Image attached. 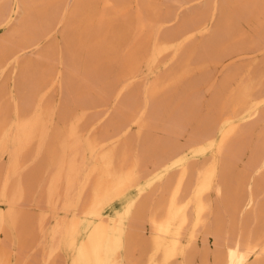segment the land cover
Returning a JSON list of instances; mask_svg holds the SVG:
<instances>
[{"label":"bare ground","instance_id":"obj_1","mask_svg":"<svg viewBox=\"0 0 264 264\" xmlns=\"http://www.w3.org/2000/svg\"><path fill=\"white\" fill-rule=\"evenodd\" d=\"M70 1L0 0V74L18 64L22 90L0 85V264L40 249L43 264H264V59L212 86L206 112L185 87L218 42L231 59L264 52V0ZM61 25L64 46L43 48Z\"/></svg>","mask_w":264,"mask_h":264},{"label":"rangeland","instance_id":"obj_2","mask_svg":"<svg viewBox=\"0 0 264 264\" xmlns=\"http://www.w3.org/2000/svg\"><path fill=\"white\" fill-rule=\"evenodd\" d=\"M72 2V0L70 1ZM202 10H204V7L202 6V8H200ZM208 9V8H207ZM178 9L173 7L172 8V11L175 13ZM206 10V9H205ZM209 12V11H208ZM207 12V13H208ZM181 13L183 14H188L186 10H183ZM55 28L54 30V35L56 37H52L50 38V40H43L41 42V46L43 48L47 47V45L49 43H52V41H55V42H58L60 44V46H64V44L66 43V38L64 37V34L66 32L65 30V27L64 26H53ZM11 28V27H10ZM64 28V30H62ZM240 28L242 30H245V31H249L250 32V26L247 24V23H242V25H240ZM56 31V32H55ZM63 31V34H61V32ZM6 34L8 33V31L6 30H2L0 32V34ZM62 39V40H61ZM208 39V36H198L197 39H196V42L197 43H203L205 41H207ZM46 42V43H45ZM217 43V42H216ZM43 44V45H42ZM236 43H233L231 46H234ZM221 44L218 42L216 44V46L213 48L215 49V52H216V61H212L210 60L211 59V56L209 57L208 54H205L204 55V59L207 60V67L204 71H197L195 72L194 74H192L190 77H188V79L186 80V85L187 84H196V86L192 89H190L189 87L185 86L187 88V94L189 95L190 99H192V95L194 96H198L201 98V101H202V104L204 105L203 107V112H206L208 110V107H209V104L211 103V100H212V90H211V87L212 86H219L223 80L226 78V76L229 74V72L238 67L240 69V73H244L246 72V69H247V64L249 62H253L254 64H257L258 65V62L262 59H264V52H255V53H252L250 55V58L249 56L246 57H240L239 55L235 56L234 58H230L228 55V53H223L222 49H221ZM231 48H235V47H231ZM36 51L37 50H33V51H30V52H27L25 53L26 56L28 57H31L33 59L36 58ZM34 54V55H30L29 53ZM28 54V55H27ZM258 54V55H256ZM256 55V56H255ZM252 56V57H251ZM66 57L63 56V59H65ZM248 58V59H247ZM237 59V60H236ZM220 61V62H219ZM257 62V63H256ZM228 63V65H227ZM54 64V63H53ZM56 64H54V66L51 65L52 69H55L53 70L54 73H53V80H56L58 79L59 75L57 74L58 73V70H63L65 69L63 65L60 64V66H55ZM16 66V63L15 64H12V65H9V66H5V70H3L4 72H1L2 74H0V85L1 83L3 85H6L5 88H6V91L9 92V90L13 91L14 93H20L22 90L21 88L19 87L18 85V78H19V75H20V67H18V64H17V68H15ZM62 66V67H61ZM226 66V67H225ZM229 66V67H228ZM210 70H209V69ZM222 68V69H221ZM2 70V69H1ZM119 70H120V64H113L111 68H108L106 70V72L104 74H107L104 78V80H107L108 82L109 81H113V83H116V79H117V76L119 74ZM165 70V64L164 63H160V65L157 67L156 71L155 72H152V71H149L146 67H144L141 71V79L140 81H138L137 83H135L134 87L132 88V90H137V91H140L142 94L143 92L145 91V86H147V83L154 78V76L158 73H162L163 71ZM209 72V74H208ZM220 72V73H219ZM211 74V75H210ZM219 74V75H218ZM222 74V75H221ZM115 76V77H112V76ZM210 77H209V76ZM55 76V77H54ZM144 76V77H143ZM11 77V79H10ZM67 77V76H66ZM65 77V79H66ZM220 77V78H219ZM204 78V79H202ZM214 80V81H213ZM218 80V81H217ZM8 84H7V83ZM59 81H57L54 85H52L53 83L49 84V88H51L49 94H48V97L47 99H50V101L53 103V105H55L56 107H61L62 104H64V102L66 101V99L68 98L67 96V92H66V89L65 88H61L59 83ZM213 82V83H212ZM216 82V83H215ZM207 89V90H206ZM62 91V92H61ZM211 91V92H210ZM56 93V94H55ZM50 95V96H49ZM65 95V96H64ZM52 96V97H51ZM176 96L178 97L179 96V92L176 94ZM56 97V98H55ZM71 97V96H70ZM63 98V99H62ZM175 99H177L175 97ZM63 100V101H62ZM178 100H176L177 102ZM106 107V108H105ZM184 107V105H182L180 108L182 109ZM72 109H75L76 111H80L81 107H72ZM107 109V106H104V105H99V106H94L93 108H89V113L91 115L95 114V113H99V112H102L104 110ZM109 120V118L107 119V121ZM56 121L59 123V124H62V122L59 120V119H56ZM105 121V123L107 122ZM85 123H88V125L86 126V128L90 125V120L86 121ZM196 122H193L192 125L188 126L186 129V134L183 135V136H180V142H183L187 139V136H188V133H192L196 127H195ZM101 128V129H100ZM104 127H103V124L99 127V129L102 131ZM98 129V130H99ZM99 130V131H100ZM162 131H159V134H162L161 133ZM8 159L7 156H4V160L1 161V163L5 162L6 160ZM28 202V201H27ZM25 203H22L21 205L23 206L24 209H26L29 214H31L33 217H36L38 215V213L40 212V209H43L46 207V204L45 203H37L35 200L32 201L31 203H26V206H25ZM24 204V205H23ZM28 204V205H27ZM42 204V205H41ZM45 204V205H44ZM32 205V206H30ZM40 205V206H39ZM35 206V207H34ZM40 207V208H39ZM35 211V212H34ZM38 212V213H37ZM33 213V214H32ZM64 213V212H62ZM36 215V216H35ZM48 222L46 223H50L47 224V228L50 226L53 225L54 223V219L50 218L49 220H47ZM50 221V222H49ZM34 224L37 225V222L34 221ZM34 225V226H35ZM49 225V226H48ZM49 227V228H50ZM48 228V229H49ZM36 230V228H34ZM42 250H34L32 251L31 253L33 255H31L30 257V261L34 264H36L37 262H39L38 264H43L41 263V261H39L38 259H36L38 257V255H40V252ZM39 252V254H38ZM38 254V255H37ZM36 255V256H35ZM35 256V257H34ZM32 257H34L32 259ZM37 261V262H36Z\"/></svg>","mask_w":264,"mask_h":264}]
</instances>
